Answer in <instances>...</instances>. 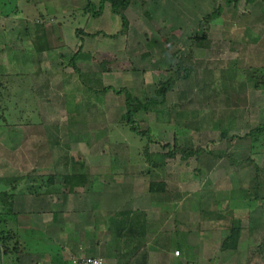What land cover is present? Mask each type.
I'll use <instances>...</instances> for the list:
<instances>
[{"label": "rangeland", "instance_id": "374dc122", "mask_svg": "<svg viewBox=\"0 0 264 264\" xmlns=\"http://www.w3.org/2000/svg\"><path fill=\"white\" fill-rule=\"evenodd\" d=\"M81 4L48 0L42 11L36 0H20V12L11 18L0 15V175H15L20 166L27 169L30 163L41 169L35 165L41 160L24 162L17 157L20 150L27 158L49 150L53 160L48 161V169L62 168L69 155L71 167L77 169L93 159L100 174H117L116 188L125 191L122 178L132 169H146L151 156L160 162L163 158L156 154L167 151L162 145H172L177 136L181 144L202 151L198 159L166 160L170 169L186 171L180 178L185 182L180 186L183 193L172 190L144 197L150 212L148 246H157L155 239L161 235L154 231L156 220L164 225L160 230L164 238L180 231L193 235V219L183 216L185 210L190 212V204L206 218L222 213L223 231L230 225L229 208L248 209L243 215L247 249L242 248L244 257L239 254L234 263L264 264V199L251 200L248 193L264 183V152H253L244 137L264 121V0L253 4L241 0L236 7L225 5V0H134L125 12L130 20L126 34L99 35L85 43L90 57L78 60L82 75L69 65L77 48L74 30L96 32L107 29L108 21L116 34L122 19L110 3L101 17L84 13ZM218 5L224 6L221 16L206 19ZM38 20L52 38L54 49L48 57L36 55L26 28L28 22ZM59 20L68 28L61 33L53 28L58 29ZM204 34L206 39H196ZM167 79H172L173 89L166 99L135 115L143 127L152 128L150 141L132 132L123 120L124 96L101 91L106 85L126 86L137 96L161 101L155 90ZM223 129L229 134L225 139ZM31 139L35 150L30 154ZM13 183L8 177L6 185ZM143 191L148 192L146 187ZM154 195L175 204L176 210L166 205L159 209ZM126 218L111 214L104 236H127L131 229ZM207 225L222 231L211 220ZM179 244L184 243L179 240ZM104 245L110 247L109 242ZM152 252L162 254L161 249Z\"/></svg>", "mask_w": 264, "mask_h": 264}, {"label": "crops", "instance_id": "0c3cea01", "mask_svg": "<svg viewBox=\"0 0 264 264\" xmlns=\"http://www.w3.org/2000/svg\"><path fill=\"white\" fill-rule=\"evenodd\" d=\"M47 1L36 0L37 6L44 11L48 6ZM86 1L78 0L79 3H82V9ZM91 1L98 7L100 0ZM19 2L20 0L17 2L18 5ZM108 4L107 2L104 4V9ZM101 16L103 13L98 17ZM108 20L112 21L110 17ZM59 23L61 25L58 26V29L53 25L54 32L61 33L64 29H68L62 21L59 20ZM108 27L107 21L105 27L107 29L102 31L114 34L115 32H111L110 27ZM84 30L91 32L88 29ZM46 33H48L50 49L38 53L35 51L36 55H41V57H48L54 49L48 30ZM98 36H84L83 50L85 52L88 51L87 45L85 47L88 39H94ZM78 42L79 39L75 44ZM31 143L32 139L30 154L35 150ZM48 153L50 157L47 155ZM20 155L17 159H23L24 162L26 159L35 160V162L41 160L35 165L42 168L37 169L30 163L27 169L20 166L15 175H0V193H7L0 201V230L17 234V237L13 235L14 237L9 242L10 248L16 247V249H12L4 256L5 264H74L76 259L84 255L104 256V258L109 259V264H171V262L173 264H236L234 262H237L239 254L244 257L242 248L245 246L244 237L246 234L244 231L247 228L245 222L243 221L244 229L238 249L235 251L223 249V241L229 233V224L225 225L228 231L226 229L223 231L224 226L221 223L225 216L217 212L218 215L213 214L206 218L203 212L198 213L191 204L189 205L190 212L185 210L183 216H189L190 220L193 219L191 222L196 229L193 235L189 232L188 234L183 232L182 235V231H180L177 235L164 238L163 232L160 231L164 225L161 220H156L158 230L154 231L158 232L157 235H161L155 239L157 246L154 248L148 246L150 237L147 234H149L150 228L147 219L150 220V212L145 209L144 197L149 198V195L153 193L150 190L151 181H162L166 184L167 191L160 192L163 195L173 193L172 190L178 194L183 193L180 186L184 181L180 178L186 171L170 169L166 161V163L159 162L153 166L147 160L146 169H132L125 175L124 179L122 178L123 182L126 181V190L118 191L116 188V185L119 184L116 179L117 174L114 176L107 172V174H100L102 171L98 170L96 167L98 163L93 159L92 162L87 163L89 170L82 167L77 169L71 167L72 159L69 155L68 158L64 157L62 168L53 170L47 168L48 161L52 159V153L49 150L43 155L35 154L34 157L30 155L28 158L25 156V152L20 150ZM156 156L160 157L161 154H156ZM93 157L99 158L100 155ZM59 160L63 159L59 157ZM25 166H27L26 163H24ZM212 168L210 172L215 171ZM8 177H12L14 181L11 187L6 185ZM51 177H54V180ZM144 187L147 188L148 192L143 191ZM155 197L158 198L156 201L160 202L157 203V205H161V207L158 206L159 209L166 205L172 210H176V206L172 202L166 201L165 203L164 200H161L162 197L154 195ZM111 214L115 217L121 214L125 217L128 215L126 223L129 224L131 231L128 232L127 236L121 237L120 233H117L114 238H106L108 222H110L107 218ZM250 219L253 221L254 218ZM121 220L118 221L121 222ZM208 220L214 222L217 228H222V231L216 232L214 226L207 225ZM104 224H108L106 229L103 227ZM248 233L252 235L251 232ZM104 234L106 235L104 236ZM105 239L107 240L105 241ZM179 240L184 243V246L179 244ZM17 241L18 243L15 244ZM139 241H141L140 247L137 244ZM108 242L110 243V250L104 245ZM160 249L162 254H153L152 251H159ZM175 250H179L180 254L176 255ZM84 252L88 253L85 254ZM140 256L142 257L137 259ZM241 261L244 262V260Z\"/></svg>", "mask_w": 264, "mask_h": 264}, {"label": "trees", "instance_id": "16d2710c", "mask_svg": "<svg viewBox=\"0 0 264 264\" xmlns=\"http://www.w3.org/2000/svg\"><path fill=\"white\" fill-rule=\"evenodd\" d=\"M241 0H225V5L230 6L233 5L236 7ZM259 0H245L247 4L256 3ZM18 0H0V15L11 18L14 14H17L21 11L18 5ZM109 2L111 4L112 12L116 15H119L122 19V28L116 34H108L102 30H98L96 32H86L83 28L78 27L75 30V33L79 39L77 44L76 51L72 54L69 60V65L73 67V69L83 74L81 67L78 65V60L81 58H89L90 53L85 52L84 49V36L95 37L97 35H103L106 37H118L119 35L126 34L130 27V20L126 16V10L132 3V0H100L98 7L91 0H87L84 7L83 12L89 13L95 17L102 15L104 4ZM223 7L218 5L214 8L213 12L208 14L205 18L211 19L220 17L223 11ZM27 31H29L31 35V41L33 43V48L36 52H43L50 49L48 36L44 27V23L39 20L35 23H27ZM207 35L204 34L202 36L197 35L196 39H206ZM201 44V42H199ZM65 65V64H64ZM255 75V73H252ZM173 89V81L172 79H167L160 82L159 86L155 90V94L162 98L161 101H158L156 98H152L150 96L140 97L132 93V91L128 87H115L113 85L104 86L101 91L108 92L113 91L118 95L124 96L125 101V112L123 114V120L129 126L130 130L135 134L146 137L150 141V134L152 133V128L147 124L145 127L142 126L144 122L137 121L135 119V115L139 112H149L152 110L154 105L161 104L167 97L168 92ZM145 129V130H143ZM222 138H227L229 136L228 130L223 129L221 131ZM248 138L250 141L251 150L253 152H264V121L259 123L257 126L251 128L247 134L244 136ZM165 152L161 153V157L163 158L160 163H164L166 159H174L177 156H180L183 160H188L193 156L197 159L200 157V153L202 148L197 146H190L188 144H181L178 140V137H174V142L171 145L170 143H165L162 145ZM157 159L149 158L148 161L151 165L155 166L159 162ZM253 161V160H252ZM166 163V162H165ZM83 169L87 168L85 164L81 165ZM256 177L258 173H256ZM54 180V177H51ZM264 188V183H257L253 187L248 190L249 196L251 200H262L264 199V194L261 193ZM150 190L153 193L166 192V184L162 181H151ZM7 195L6 192L0 193V201L4 196ZM229 214L231 215L230 225H229V233L225 240L223 241L222 248L223 249H231L233 251L238 249L239 240L242 236V232L244 229L243 226V215L247 210L242 209H231L229 208ZM240 211V212H239ZM121 223V222H119ZM11 231L0 230V264L4 263V256L7 255L12 249H16V247L10 248L9 242L15 236L16 233ZM14 235V236H13ZM18 241L15 243L17 244Z\"/></svg>", "mask_w": 264, "mask_h": 264}, {"label": "built area", "instance_id": "2783aa9c", "mask_svg": "<svg viewBox=\"0 0 264 264\" xmlns=\"http://www.w3.org/2000/svg\"><path fill=\"white\" fill-rule=\"evenodd\" d=\"M176 255L180 254L179 250L175 251ZM74 264H109L108 261L100 255H84L75 260Z\"/></svg>", "mask_w": 264, "mask_h": 264}]
</instances>
